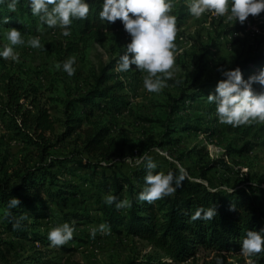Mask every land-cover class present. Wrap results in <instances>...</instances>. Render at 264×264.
Listing matches in <instances>:
<instances>
[{"label":"trees","instance_id":"trees-1","mask_svg":"<svg viewBox=\"0 0 264 264\" xmlns=\"http://www.w3.org/2000/svg\"><path fill=\"white\" fill-rule=\"evenodd\" d=\"M171 2L169 14L176 16V27L180 29L191 14L189 5L192 0ZM87 3L90 6L87 18L75 19L68 26L82 45L113 32H126L120 20L111 23L100 18L103 0H87ZM29 4L30 0H17L15 9L0 5V28H14L32 36H38L41 30H49L38 16L31 13ZM248 19L260 31L261 42H264V12L255 17L250 15ZM244 30V22L235 21V25L226 27L221 35L231 36ZM77 50L74 46L63 50V54L71 55ZM126 52L117 56L113 64L103 68L99 75L93 76L90 83L68 90L62 101L61 134L55 133L56 121L51 117L38 85L19 76L0 74V128L10 141L27 150L17 163L18 169L10 172L4 163L0 164V234L20 242L44 244L48 239L35 232L41 226L36 220L47 219L52 214L41 212L48 210V205L61 208L74 196H81L85 204L83 209L63 213L60 222H54L55 227L71 219L104 224L110 229L108 232L118 237L137 238L162 251L174 263L194 260L200 252H216L225 255L222 257L225 263L231 258L237 264H247L249 258L243 254L241 244L248 231L264 230V189L253 185L225 190L210 187L207 174L225 167L224 159L207 161L197 170L184 168L186 179L171 195L151 203L138 199L149 171L153 174L173 172L175 177L180 174L176 162L180 165L192 153L185 150L181 139L175 138L174 134L191 131L202 132L208 138L215 135L212 126L219 118L215 104L210 103L207 96L214 94L217 81L223 77L207 79L204 77L207 65L197 66V73L186 88L180 87L178 98L171 100L165 119L158 121L163 130L159 139L147 147L143 142H137L132 150L135 154L132 160L137 162L128 163L129 173L125 174L121 171L122 162L107 161V157L122 152V145L116 142L118 135L115 136V131L123 126L119 119L137 114L128 98L121 94L125 86L115 80L117 75L113 71L120 56ZM58 53L62 54L61 49ZM206 54L208 50L202 56ZM7 64H10L7 59L0 58V67ZM237 67L245 80L258 75L264 70V48L257 56L233 69ZM171 83L179 85L177 81ZM190 90L195 91L189 93ZM202 100H206V104ZM194 103L201 104V113L213 116V119L205 120L187 113L193 109ZM136 118L135 122H154L150 117ZM154 148L166 153L163 171L158 167L149 170L143 161V157L149 156ZM249 150L250 145L245 144L232 152L242 155ZM80 183L89 187V195H84ZM109 195L116 196L118 201L130 202V206L117 208L115 203L108 204L106 198ZM12 198L20 203L10 208ZM209 207L216 210V216L211 220L192 219L197 209ZM91 212L97 216H92ZM17 223L19 227H15ZM261 234L264 235V231ZM70 241L78 243L82 239L73 237ZM10 245L12 243L0 238V264H12L6 249ZM251 259L254 264H264V251ZM33 262L54 264L41 255ZM126 264L154 263L130 261Z\"/></svg>","mask_w":264,"mask_h":264},{"label":"rangeland","instance_id":"rangeland-1","mask_svg":"<svg viewBox=\"0 0 264 264\" xmlns=\"http://www.w3.org/2000/svg\"><path fill=\"white\" fill-rule=\"evenodd\" d=\"M233 25L235 21H229L227 17L210 19L208 15H202L197 18L190 14L184 21V25L177 29L174 41L177 46L174 76L166 81L167 86L158 93L148 92L144 88L143 78L146 73L135 69V65L126 72H118L115 67L113 70L117 75L115 80L122 82L125 86L121 94L128 98L137 113L136 116L150 117L154 119V122L147 123L142 120L135 122L138 120L136 116H123L119 119L123 126L115 131V136L118 135L116 142L122 145V152L109 155L107 161L117 164L122 162L121 171L125 174L129 173L126 165L137 162L136 159L132 160V156L135 155L132 151L133 147L139 141L147 147L159 139L163 130L161 122L158 121L165 119L168 107L172 105L171 100L178 98L180 87L186 88L187 83L197 73V66L206 64L204 77L217 79L222 77L221 70H231L243 61L261 53L264 42H261L262 34L258 29L236 36L221 35L226 27ZM7 31V28H0V50L10 44ZM21 35L25 43L13 46L14 51L18 53V60L8 58L7 62L10 64L0 67V74L19 76L40 87L50 115L56 121V134H61L63 131L60 125L63 119L62 101L66 98L68 90L90 83L93 76L99 75L103 68L112 65L117 56L127 51L126 46L131 40L127 32H113L100 39L90 40L84 46L79 42L75 32L70 31L69 35L65 36L63 29L59 26L46 31L41 30L38 36L25 35L22 32ZM32 37H39L43 48L30 47L27 41ZM74 46L78 49L76 52L71 55L63 54V50L72 49ZM59 49L62 54L58 53ZM206 50L208 54L203 57ZM71 57H75L76 72L69 76L56 65ZM171 81H177L179 85L172 84ZM252 87L257 94L264 92V87L259 84L254 83ZM194 91L190 90L189 93ZM202 102L206 104V100ZM192 106L193 109L188 110L187 113L193 117L213 119V116L208 117L201 113V104L194 103ZM213 125L212 128L216 133L209 138L202 132L189 131L174 134L175 138L181 139L185 150L192 152L187 155L189 158H186L179 166L197 170L207 161L224 159L225 167H219L207 174L210 187L225 190L253 185L264 189V122L253 121L250 124L234 127L221 123L218 119ZM245 144L250 145L247 153L240 155L232 152V150L241 149ZM26 151L16 142L10 141L0 128V164L4 163V167L12 172L19 168L17 163L24 157ZM149 156L163 171L166 153L159 148H154ZM202 183L207 186L204 180ZM79 186L83 189L85 196L89 195L88 186L81 183ZM84 205L81 196H74L61 208L48 205V210L41 213L52 214V216L47 219H37L41 226L37 227L35 232L48 239L49 231L55 227L54 222L59 223L63 213L80 211ZM91 213H93L92 216H97L96 213ZM30 221L33 222V220ZM68 223L74 227L73 237L82 239V242L69 241L63 246L55 247L49 240L41 244L30 241L20 242L4 234H0V238L6 243H12L6 248L12 264H35L33 260L40 255L44 257V260L54 264H126L130 261L140 263L151 261L154 264H216L217 259L221 261V264H237L235 259L231 258H228L225 263L222 260L225 255H219L216 252H200L194 260L174 263L162 251L137 238L118 237L101 229L99 223L73 219ZM93 231H95L94 236Z\"/></svg>","mask_w":264,"mask_h":264},{"label":"clouds","instance_id":"clouds-1","mask_svg":"<svg viewBox=\"0 0 264 264\" xmlns=\"http://www.w3.org/2000/svg\"><path fill=\"white\" fill-rule=\"evenodd\" d=\"M16 2L0 0V5L6 4L9 9H15ZM29 6L31 13L38 16L42 24L49 28L59 26L65 36L69 35L68 26L73 20L86 19L90 10L87 0H30ZM171 10V0H103V8L99 13L100 18L107 22L120 20L131 37L126 46L127 52L120 56L116 71L126 72L130 65H135V69L146 73L143 85L148 92H160L176 71L174 64L177 46L174 41L177 18L169 14ZM189 12L197 18L211 12L217 17L227 16L229 21L243 24L250 15L255 17L264 12V0H192ZM7 39L10 44L0 50V58L18 60V53L13 46L25 43L21 32L14 28L8 29ZM27 44L32 48H43L39 37L30 38ZM74 64L75 57H71L57 63L56 67L72 76L76 72ZM221 76L223 79L217 81L214 94L207 96L208 101L216 106L219 121L234 127L253 121L264 122V93L257 94L252 87L254 83L264 87V70L247 80L243 79L239 67L221 70ZM143 161L149 170L157 167L151 156L145 155ZM176 163L179 166V162ZM179 173L174 177L173 172L153 174L149 171L144 177L145 186L138 194V199L151 203L173 194L186 179L187 173L182 166H179ZM106 202L110 205L115 203L117 208L130 206V202L118 201L114 195L107 196ZM19 203L18 199L12 198L9 207H16ZM215 216L216 210L213 207L199 208L192 219L211 220ZM15 227H19V223ZM100 228L110 230L104 224ZM261 231H248L242 241L241 250L249 258L247 264H254L251 258L264 251V235ZM73 233L74 227L65 222L49 231L48 240L52 246L60 247L72 240ZM92 235H95V231ZM216 264H221V261L217 259Z\"/></svg>","mask_w":264,"mask_h":264},{"label":"built area","instance_id":"built-area-1","mask_svg":"<svg viewBox=\"0 0 264 264\" xmlns=\"http://www.w3.org/2000/svg\"><path fill=\"white\" fill-rule=\"evenodd\" d=\"M203 15H208L210 19L218 18L217 16L213 15L211 12H206ZM244 25H245V30L243 32H241V33L234 34V36L241 35L242 33L246 34L248 32H252V31L256 30V27L252 25V23L250 22V20L248 18L244 21ZM181 39L182 38H180V40Z\"/></svg>","mask_w":264,"mask_h":264}]
</instances>
